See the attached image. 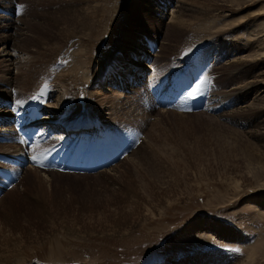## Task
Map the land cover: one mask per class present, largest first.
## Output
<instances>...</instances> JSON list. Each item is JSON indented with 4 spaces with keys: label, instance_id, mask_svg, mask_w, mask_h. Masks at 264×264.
<instances>
[{
    "label": "rangeland",
    "instance_id": "rangeland-1",
    "mask_svg": "<svg viewBox=\"0 0 264 264\" xmlns=\"http://www.w3.org/2000/svg\"><path fill=\"white\" fill-rule=\"evenodd\" d=\"M235 4L0 0V264H264V0ZM89 15L98 36L80 48L65 20ZM173 74L187 82L167 91ZM41 88L44 110L96 119L78 131L92 169L48 172L37 157L52 141L18 145L3 115ZM64 120L42 135L59 138Z\"/></svg>",
    "mask_w": 264,
    "mask_h": 264
},
{
    "label": "bare ground",
    "instance_id": "bare-ground-1",
    "mask_svg": "<svg viewBox=\"0 0 264 264\" xmlns=\"http://www.w3.org/2000/svg\"><path fill=\"white\" fill-rule=\"evenodd\" d=\"M215 1V0H214ZM221 1H223V0H221ZM238 4H247L248 2H250V1H253V0H235ZM231 3H232V1H230ZM238 4H235V5H238ZM92 7V6H91ZM85 8H88V6L87 7H85ZM4 9V8H3ZM4 10H7V9H4ZM3 10V11H4ZM80 11L82 10V9H79ZM7 11H10V10H7ZM142 11H143V9H142ZM76 11H71V12H68V14L70 15V14H74ZM10 14V13H9ZM93 17L94 16H92V15H89V16H82L80 19H78V20H76V21H74L72 18H71V20L70 19H67V20H65V26H64V34L66 35V34H69L71 31H74L76 28H78V33H81L82 35H79V42L77 43V45L79 44V47L80 48H82L83 47V43H82V41H91V40H93L94 39V37L96 38L97 36H98V34L96 33V31H97V29H96V23H97V19L96 20H93ZM93 20V21H92ZM176 21V30H175V32L176 33H181L179 30H178V27L179 28H183L184 29V26H185V22H183V21H181L180 23L178 22L179 21V19L178 20H175ZM138 28L136 29V33H138L140 30H142V27H141V25H138L137 26ZM263 28L260 30V32L259 33H261V32H263V34H262V38H260L261 39V41L262 42H260L259 44H261V45H264V25L262 26ZM143 32H146V31H143ZM142 32H139L138 34H141ZM89 35V36H88ZM8 40L9 39H7L5 42H8ZM5 42H3V43H5ZM62 44H59L58 46H61ZM70 46L71 45V47L72 46H74V44H69V43H67V44H64V46ZM89 49L87 50V51H80L81 52V54H80V56H83L84 57V61H83V63H82V65H85V62L87 63V64H90L91 62H92V58L90 57V55H91V48H92V46L91 47H88ZM133 48H136V47H133ZM69 48H66V50L65 51H67ZM119 50H123L122 49V47L119 49ZM124 51V50H123ZM63 54V53H62ZM264 54V47L262 48V49H260V50H258L257 52H256V54H255V56H257V55H263ZM72 56V58H73V55H71ZM89 57L91 58L89 61H88V59H89ZM253 57H254V54H253ZM71 58V59H72ZM59 58H56L55 59V61H57ZM54 61V62H55ZM131 61V60H130ZM126 62H128V61H126ZM126 62H124V63H122V64H126ZM110 62H108V61H104V65H108ZM128 64H130V63H128ZM80 63H79V61H76L75 62V66L72 68V70H74L73 71V73L74 72H76L77 71V69L78 68H80L81 69V71H82V73L84 74V72L86 71L85 69H84V66H82ZM99 66V62H97V67ZM71 67H72V65H71ZM97 69V68H96ZM115 69V67H113L112 68V70H114ZM76 70V71H75ZM68 71H69V69H68ZM110 71V70H109ZM100 73L101 72V69H99V70H97L96 71V73ZM106 73H108V72H105V74ZM254 74V73H253ZM264 75V74H263ZM76 76H77V74H76ZM119 76V75H118ZM107 77V76H106ZM121 77V76H120ZM170 77V76H169ZM73 78H76L75 76H73ZM141 78V77H140ZM172 78H175L174 80H172V86L173 87H171L170 88V86H171V82L168 80V85H167V91H168V89H170L171 91L175 88V87H178L180 84L182 85V84H184L185 82H187V80H186V78L184 77H181V78H179L178 79V77H177V75L176 74H173V76H172ZM214 78V77H213ZM107 79V78H106ZM134 79V78H133ZM264 80V79H263ZM147 82H149V81H147ZM184 82V83H183ZM122 83H124V81H122ZM149 83H151L152 84V86H153V83L152 82H149ZM117 84V83H116ZM115 86V85H114ZM4 90V89H3ZM5 92V91H4ZM48 92V91H47ZM3 93V92H2ZM49 93V92H48ZM6 94H8L7 92H6ZM165 96L164 97H161L162 96V94L160 95V97H159V101H161V102H163V104H165V102H167V98H166V96H167V93L165 92V93H163ZM19 96H20V94H19ZM16 98H18V97H16ZM36 101L38 102V104L36 103ZM8 102V101H7ZM34 102H35V107H29V106H31V105H28V107H27V109H26V111H22L21 113H19L18 112V109H20V107H18V104H16V106H17V108H16V106H15V110L13 109V111L12 110H8V111H6V114L5 115H3V117L4 118H6V122H9V117H11L12 115L14 116L13 117V119L16 121V120H18V122L19 123H22V124H25L26 123V121L27 120H29V121H31V125L33 124V125H35V122L34 121H38V123H37V125L39 126L40 125V129L38 128V126H37V130L35 131V133L33 134V140H34V137L36 136V135H39V138H42V139H45V141H46V143H49L48 141H52V143H49L50 145H51V147H50V149L48 150V151H45V152H43L41 155H42V157L40 156V157H37L38 158V161L42 164V165H44L45 167L44 168H46L47 170H48V172H50V171H57V172H67L68 170L67 169H65L64 167H63V165L61 164V161H60V158H61V151H59V149H60V139L58 138V139H56L55 137L56 136H45V137H43L42 136V133L44 132V128H43V125L44 124H46L47 125V123H55V124H57L56 123V121H51V119L53 120V119H55V118H58V119H60V120H63V119H66V120H70V121H74V123L76 122V123H84L85 124V122H83L82 120L85 118H87V119H90V118H88V117H84V118H82L81 116H82V114H80V115H78V116H76V117H72V116H68V115H66L64 118H62V117H57V113H54V111H51V110H48V109H46V110H44V108H42L41 107V101L40 100H34ZM251 103V102H250ZM149 105V104H148ZM147 105V106H148ZM151 105H153V104H151ZM253 105V104H252ZM14 107V106H13ZM83 107H85L84 105H83ZM255 108V107H254ZM83 109H85V108H83ZM86 110V109H85ZM42 111H46L47 112V114H46V117L45 116H41V112ZM147 111H148V109H147ZM164 116V115H163ZM167 116V115H166ZM161 118H162V116H161ZM2 120V119H1ZM60 120H58V121H60ZM66 120H64V121H66ZM94 120H96V119H94ZM162 120H166V119H164V117H163V119ZM14 121V122H15ZM64 121H61V122H64ZM17 122V121H16ZM46 122V123H45ZM2 123H4V122H2ZM9 126H8V128H6L5 127V129H7L6 131L7 132H4V135H5V137L6 138H8L9 139V137L10 138H13L14 136H12V135H14L11 131H10V129L9 128H12L11 127V123H7ZM69 124H71V123H68V122H66V123H61V125H62V128H64L65 126H67V125H69ZM96 124V121H95V123H94V125ZM45 128H48V126H45ZM51 129L52 128H54L53 126L52 127H50ZM60 128V130H58ZM81 128H84V126L83 125H81L80 127H78V128H76V129H74V131L73 132H71V134H72V136L68 139V141H67V144L69 143L70 144V147H81V135H79L78 134V132L77 133H75L76 131H79ZM58 131H59V133H62L63 131H62V129H61V126L59 127V125H58V127L56 128ZM97 129H98V131H97ZM58 131H57V134H59L58 133ZM69 131H72V130H69ZM69 131H67V133L66 134H68L69 133ZM101 130H100V128H96L94 131H90V135H91V137L93 138L92 140H93V142H96L97 141V143L98 144H100L102 147H106V145L108 146V140H103L102 139V137H103V135L101 134L102 132H100ZM56 132V131H55ZM80 132H82V131H80ZM79 132V133H80ZM54 134H56V133H54ZM62 135V134H61ZM98 135H100L99 137H98ZM116 135V134H115ZM117 136V135H116ZM167 136H168V134H167ZM18 137V136H17ZM19 138V137H18ZM166 138V137H165ZM199 138V137H198ZM197 138V139H198ZM184 139V136H183V138H181V139H179L178 141H177V144H180L181 142L183 143V140ZM127 140H129V139H125V141L123 140L122 141V147L124 148V149H126V148H128L127 146H126V141ZM186 140V139H185ZM198 140H200V138L198 139ZM201 141V140H200ZM31 142V141H30ZM185 142V141H184ZM199 143V142H198ZM24 143L22 142V144H18L19 146H21V147H24V145H23ZM181 145V144H180ZM197 148H199V147H197ZM23 148H21V150H22ZM196 150V149H195ZM20 151V150H19ZM42 151H44V150H42ZM41 151V152H42ZM127 151V150H126ZM112 153H114V151H111ZM109 153V155H112V153ZM24 153H26V152H24ZM19 154V153H18ZM17 154V155H18ZM68 154L69 153H67L66 154V156L65 157H67L68 156ZM20 155V154H19ZM89 156V155H88ZM26 158V157H25ZM41 165V166H42ZM174 166V165H173ZM262 166H264V165H262ZM147 170V169H146ZM155 170V169H154ZM102 171V170H101ZM156 173V172H155ZM158 173V172H157ZM155 175V174H154ZM153 176V175H152ZM156 176V175H155ZM154 180V179H153ZM153 182V181H152ZM145 185V184H144ZM143 188H145V187H143ZM148 189V188H147ZM144 190V189H143ZM146 191V190H145ZM152 191V190H151ZM151 191H147V197L148 198H152V192ZM146 197V198H147Z\"/></svg>",
    "mask_w": 264,
    "mask_h": 264
},
{
    "label": "snow or ice",
    "instance_id": "snow-or-ice-1",
    "mask_svg": "<svg viewBox=\"0 0 264 264\" xmlns=\"http://www.w3.org/2000/svg\"><path fill=\"white\" fill-rule=\"evenodd\" d=\"M24 8V5L19 6V11L22 12ZM211 80L205 76L203 79H200L197 83H195L194 87H191V91L188 92V96L191 99L197 98L198 95L202 93V89L206 84H210ZM46 87V86H45ZM45 88H41L40 92L36 95H33L31 99L33 100H39L41 96L44 95ZM17 104H22V101L17 100ZM31 159L35 161L37 158L35 156H32Z\"/></svg>",
    "mask_w": 264,
    "mask_h": 264
}]
</instances>
